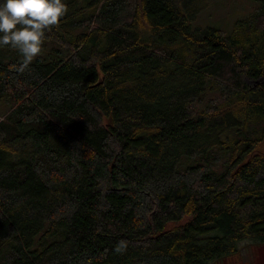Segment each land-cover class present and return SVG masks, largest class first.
<instances>
[{
	"label": "trees",
	"instance_id": "16d2710c",
	"mask_svg": "<svg viewBox=\"0 0 264 264\" xmlns=\"http://www.w3.org/2000/svg\"><path fill=\"white\" fill-rule=\"evenodd\" d=\"M257 1L225 33L179 0H64L22 71L0 47V264H218L264 245Z\"/></svg>",
	"mask_w": 264,
	"mask_h": 264
},
{
	"label": "clouds",
	"instance_id": "9594fccd",
	"mask_svg": "<svg viewBox=\"0 0 264 264\" xmlns=\"http://www.w3.org/2000/svg\"><path fill=\"white\" fill-rule=\"evenodd\" d=\"M65 12L64 0H0V47L18 51L22 71L40 54L45 30Z\"/></svg>",
	"mask_w": 264,
	"mask_h": 264
},
{
	"label": "rangeland",
	"instance_id": "374dc122",
	"mask_svg": "<svg viewBox=\"0 0 264 264\" xmlns=\"http://www.w3.org/2000/svg\"><path fill=\"white\" fill-rule=\"evenodd\" d=\"M180 9L194 14L195 27H212L229 33L234 22L250 14L258 5L257 0H179ZM264 153V140L256 150ZM187 220V218H185ZM183 222V221H182ZM174 224L169 225L173 227ZM218 264H264V245L250 246L237 255Z\"/></svg>",
	"mask_w": 264,
	"mask_h": 264
}]
</instances>
